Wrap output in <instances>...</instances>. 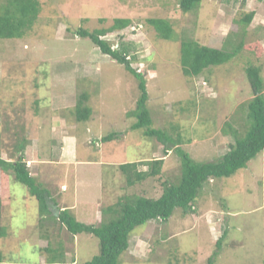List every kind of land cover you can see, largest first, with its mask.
Returning a JSON list of instances; mask_svg holds the SVG:
<instances>
[{"label": "rangeland", "instance_id": "obj_1", "mask_svg": "<svg viewBox=\"0 0 264 264\" xmlns=\"http://www.w3.org/2000/svg\"><path fill=\"white\" fill-rule=\"evenodd\" d=\"M37 1L31 28L20 38L0 39V158L14 161L23 143V162L49 196L41 211L25 185L0 172V229L6 231L0 253L10 264H44L56 254L82 264L99 255V240L84 232L71 236L55 219L60 210L97 227L102 209L123 196L160 197L164 183L179 179L181 166L174 147L166 154L144 129H132L138 80L77 31L129 19L127 28L102 39L113 49L127 46V58L135 57L131 67L146 81L150 128L195 162H212L233 145L232 132L244 136L250 125L246 68L259 67L264 83V0H202L186 13L179 0ZM250 12L254 17L244 27L240 20ZM152 18L169 21L170 39L147 25ZM183 41L232 57L186 76ZM256 43L260 55L244 48ZM81 100L91 114L77 121ZM111 134L114 139L101 140ZM151 160H162L160 175L128 186L119 165L135 163L143 172ZM193 207L186 214L175 209L165 223L135 227L118 264H264V150L234 175L204 184Z\"/></svg>", "mask_w": 264, "mask_h": 264}, {"label": "trees", "instance_id": "obj_2", "mask_svg": "<svg viewBox=\"0 0 264 264\" xmlns=\"http://www.w3.org/2000/svg\"><path fill=\"white\" fill-rule=\"evenodd\" d=\"M202 0H179V8L183 13L190 11ZM259 2L263 0H257ZM4 7L0 10V39L20 38L24 32L31 28L39 13V3L37 0H4ZM254 17V12H250L240 20L246 27ZM149 25L156 35L164 40H168L172 35V27L165 19H147ZM131 24L129 19H114L110 27L96 29L91 32L79 29L77 35L81 38L89 39L98 48L101 54L110 57L123 65L138 80L140 92L137 101V121L132 129H144V136L154 138L162 143L164 151H172L179 157L181 173L176 182L163 184L160 197L156 199L144 196H123L114 204L105 207L101 211L99 225L94 227L78 222L70 213L69 209L60 210L55 219L65 227L66 231L75 236L79 233H90L99 240V255L91 261L82 264H118L120 255L129 248V238L133 229L137 226L146 225L150 221H160L165 223L175 209H180L183 214L192 213L198 192L209 180L227 178L234 175L240 169L247 166L249 161L254 159L264 150V83L260 76V68L250 66L245 72L248 77L252 92V99L248 102V118L250 125L244 136L238 132H232L234 143L228 152L220 159L212 162L199 163L192 158L177 144L169 141L168 136L160 130L150 128L151 118L146 107L148 93L144 76L131 67V61L135 59L131 56L128 59L129 48L125 45H118L113 49L108 41L102 39L107 32L120 31ZM242 44L239 46L241 48ZM254 47V48H253ZM253 47H246L247 50H256L260 55L261 46L256 43ZM231 54H227L223 49H215L200 45L195 41H183L180 44V63L182 72L186 76L197 77L203 70L222 65L230 60ZM91 111L82 104V100L75 107L77 121L88 120ZM116 135L111 134L102 138L106 142L114 139ZM25 142V141H24ZM25 146H16L18 158L14 161H7L0 158V172H11L15 181L28 188L30 196L35 197L41 206V211H46L47 190L40 188L35 179L30 175L23 162L21 153ZM162 160L146 161L148 167L146 171H137L135 163H125L119 165L120 170L126 174L128 186L141 183L149 178L160 175ZM6 231L0 229V237ZM220 240L216 246L219 248ZM55 254V253H54ZM216 255L214 252L213 256ZM60 255H52L51 260L44 264H78L74 261L66 263L59 260ZM50 259V258H49ZM0 264L3 263V256L0 253Z\"/></svg>", "mask_w": 264, "mask_h": 264}, {"label": "crops", "instance_id": "obj_3", "mask_svg": "<svg viewBox=\"0 0 264 264\" xmlns=\"http://www.w3.org/2000/svg\"><path fill=\"white\" fill-rule=\"evenodd\" d=\"M69 139H70V138H69ZM73 158H74V157H73ZM74 160L77 161L76 158H74ZM69 210H70V209H69Z\"/></svg>", "mask_w": 264, "mask_h": 264}]
</instances>
